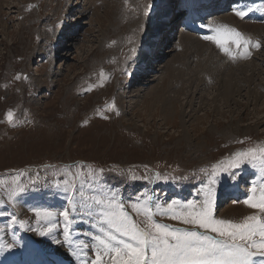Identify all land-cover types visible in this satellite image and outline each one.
Returning a JSON list of instances; mask_svg holds the SVG:
<instances>
[{"label":"rangeland","instance_id":"obj_1","mask_svg":"<svg viewBox=\"0 0 264 264\" xmlns=\"http://www.w3.org/2000/svg\"><path fill=\"white\" fill-rule=\"evenodd\" d=\"M171 3L0 0V264L78 254L91 264L96 237L109 230L94 200L108 196L143 228L150 221L133 203L147 201L156 222L190 229L159 211L173 200L199 207L210 188L215 218H264L233 196L241 188L259 195L264 162L228 168L238 152L264 156V35L252 59L235 63L219 52L231 65L212 63L207 75L200 71L207 62L197 66L202 61L190 50L201 38L193 35L186 53L178 47L190 32L181 27L180 0ZM168 5L178 14L168 32L174 44L152 46ZM157 50L166 55L152 60ZM150 59L153 69L144 74ZM245 63L226 97L222 82ZM254 69L253 79L238 82ZM44 210L52 216L42 219ZM103 261L111 264L110 256Z\"/></svg>","mask_w":264,"mask_h":264},{"label":"snow or ice","instance_id":"obj_2","mask_svg":"<svg viewBox=\"0 0 264 264\" xmlns=\"http://www.w3.org/2000/svg\"><path fill=\"white\" fill-rule=\"evenodd\" d=\"M249 11L251 9L237 10L236 15L243 18ZM213 31L215 35L205 36L204 39L213 41L225 54H230L229 43H234L237 48L245 45V52L251 44L234 28L221 26ZM255 47H260L259 42ZM7 118L11 123V111L7 113ZM260 152L264 153V149ZM257 159L264 162V156L258 157L255 149L238 152L236 158L228 163V168H239L245 160L252 162ZM251 191L255 194L257 189L253 187ZM214 198L215 193L210 188L199 207L192 201L182 204L176 200L167 204L166 211H159V204L155 206L160 215L191 225L190 229L156 222L153 217L157 212L147 201L142 208L137 207V203L132 204L133 210L143 212L150 221L148 227L143 228L133 220L124 203L116 196L95 199L94 203L100 206V219L109 230L104 236L96 237L100 250L91 264H104L103 255L110 256L111 264H255L254 257H264V218L252 215L241 222L217 219L213 213ZM69 203H72L71 199ZM244 203L264 212V187L258 196H249ZM38 214L42 219L52 216L47 210ZM62 215L67 222L69 211L64 210Z\"/></svg>","mask_w":264,"mask_h":264},{"label":"bare ground","instance_id":"obj_3","mask_svg":"<svg viewBox=\"0 0 264 264\" xmlns=\"http://www.w3.org/2000/svg\"><path fill=\"white\" fill-rule=\"evenodd\" d=\"M172 1V3H174V4H176V0H171ZM220 1L221 0H210V4H209V6L210 7H215V8H217V5L220 3ZM224 1V0H223ZM172 3L170 4V5H172ZM174 4L172 5L173 7H174ZM170 5H168L167 7V9L166 10H164L163 12H161V14H162V21L160 22L161 23V28H159V31H158V36H156L155 35V37L153 38L154 40H153V44H152V46H154V45H158L159 43L160 44H163V43H161V42H164V41H166V44H169L170 45V47H172V45L174 44L173 43V41H172V38L168 35V32H172L173 31V29H174V23H175V26H176V21H177V17H178V14L175 12V13H173V7H171ZM218 6H220V5H218ZM222 6H224L223 7V9L225 8V7H228V6H225V5H221L220 7H222ZM176 8V7H175ZM84 9V8H83ZM187 12V11H186ZM165 13V14H164ZM180 13H182V14H185V11H184V9H182L181 11H180ZM216 14H218L216 17H218L219 16V18H221L220 16L221 15H219V13H216ZM230 16V18H228ZM171 17H173L174 18V21H172L171 20ZM223 17V16H222ZM233 19V20H232ZM223 21H233V22H235L236 24L238 23L240 26H242V28L244 29V30H246L248 33H250L251 35H255V36H259V37H261V43L263 44V38H262V36L264 35V24L263 25H261L262 23H258V22H256V23H253V22H248V21H243V20H239L237 17H235L234 15H232V14H229L228 13V15H225V17L222 19ZM249 26V27H248ZM255 27V28H254ZM247 28H250L252 31H248L247 30ZM262 29H263V31H262ZM167 31V32H166ZM167 33V36H161V34L163 35V33ZM181 34H183L181 37L179 36V38H181V39H179V43H181V42H183V45H184V47L183 46H181L179 43H178V47L181 49V50H184L185 51V53L186 52H188L187 50H185V48H187V46H190L191 44H190V42L193 40V35L195 36L196 34L194 33H189V34H185V33H181ZM180 34V35H181ZM262 35V36H261ZM197 36V35H196ZM158 37V38H157ZM198 38H201V37H199V36H197ZM264 37V36H263ZM156 39V40H155ZM183 40V41H182ZM200 40V39H199ZM198 40V41H199ZM203 43H201V42H199L198 44H196V42H194L196 45H194V46H196V47H194V48H190V50H191V52H193V50H194V53L196 52L197 53V56H198V60L199 61H202V62H199L198 64H197V66H199L200 64H202L204 61H206L207 63H206V65L205 66H207V67H205V68H200V71H203L204 73H207V75L209 74V72H210V66H211V64L212 63H219V64H224L225 66L226 65H231L230 63H227V61H225V59H223L222 60V57H219V55L218 54H220L219 52H217V50H216V52H215V49H212V48H216V46L214 45H212L211 44V41L210 42H205L204 40L202 41ZM192 43V42H191ZM187 45V46H186ZM199 46H200V48H199ZM211 46H212V48H211ZM175 47V45L173 46V48ZM201 47H203V48H201ZM153 48V47H152ZM217 49V48H216ZM258 49V48H257ZM158 51V52H157ZM157 51H155L154 52V54H155V56L152 58V60H154V59H158V58H162L163 59V57L166 55L165 54V52H163V54H161L160 53V51L159 50H157ZM170 51H172V50H170ZM145 53H143V55H144V57L146 58V56H148L147 54H148V52H146V51H144ZM255 52V51H254ZM260 52V51H259ZM259 52H257V53H259ZM159 55H158V54ZM181 53V52H180ZM184 53V54H185ZM257 53L255 54V55H257ZM183 54V55H184ZM254 54V53H253ZM205 55H207V56H205ZM221 55V54H220ZM225 56V55H224ZM143 57V58H144ZM180 57V56H179ZM188 57V56H187ZM254 57V56H253ZM147 59V58H146ZM190 60V59H189ZM184 60H182V61H180V62H183ZM256 61H254V63H255ZM159 63V62H158ZM254 63H252V65H251V63H247V64H250V66H253V64ZM243 64V63H242ZM241 64V65H242ZM246 63L244 64V66H239L238 68H236V69H234L235 71H230L228 74H227V80H225L224 82H222L223 84H224V87H225V89H224V94L223 95H225L226 97L227 96H230L229 95V91H231V88H232V85L234 84V83H232V80L234 79L233 78V73H237V74H239L240 72L242 73V72H244L246 69L245 68H248L249 66H245V65H247ZM191 65V64H190ZM213 65V64H212ZM215 65V64H214ZM255 65V64H254ZM145 66V65H144ZM155 66V65H154ZM194 66V65H193ZM256 66V65H255ZM196 67V66H195ZM210 67V68H209ZM232 67V66H231ZM259 67V66H258ZM148 68H150L151 70L153 69V64H152V61H151V59H150V61L148 62V65L147 66H145L142 70H144V74H146V73H148ZM173 68V67H172ZM171 67H169V71L172 73V72H175V74L178 72L179 73V71H176V69H172ZM193 68V67H192ZM199 69V68H198ZM255 69L252 71L253 73L251 74L250 73V77H247V75L246 76H244V78L243 79H241V78H239V80H238V82L239 83H243V81H244V79L245 78H247V80L249 79H253L254 78V73H255ZM177 73V74H178ZM174 74V73H173ZM237 74H236V76H237ZM198 75H199V73H198ZM206 75V76H207ZM214 75V74H213ZM206 76H203L202 75V77H206ZM175 77V76H174ZM200 79V78H199ZM237 79V78H236ZM205 80H207V79H204V81ZM243 80V81H242ZM249 81H247V83H248ZM206 83H207V81H206ZM201 84H203L204 85V83H202V81H201ZM250 84H251V82H250ZM233 92V91H232ZM160 94V93H159ZM154 95H156V94H154ZM156 97H159V95L157 94L156 95ZM164 100H166V99H164ZM8 213V212H7ZM63 249V248H62ZM63 251H60L59 252V254L58 255H62L63 256V253H62ZM46 257V256H45ZM59 258V257H58ZM61 258V257H60ZM59 258V259H60ZM62 259V258H61ZM45 260H47L48 262H49V260H51V259H48V258H46ZM13 261V260H12ZM13 264H16V262L15 263H13ZM65 264V263H64ZM256 264H260V263H256Z\"/></svg>","mask_w":264,"mask_h":264}]
</instances>
